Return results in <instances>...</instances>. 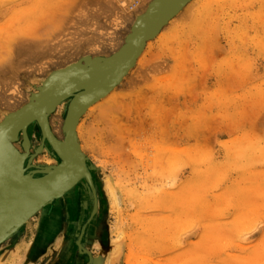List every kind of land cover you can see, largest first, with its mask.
<instances>
[{
  "label": "rangeland",
  "instance_id": "obj_1",
  "mask_svg": "<svg viewBox=\"0 0 264 264\" xmlns=\"http://www.w3.org/2000/svg\"><path fill=\"white\" fill-rule=\"evenodd\" d=\"M140 1L0 0V121L57 64L116 45ZM167 33L144 55L164 66L118 92L122 139L82 117L90 176L0 244V264H264V0H207ZM30 142L32 167L57 165L35 127Z\"/></svg>",
  "mask_w": 264,
  "mask_h": 264
},
{
  "label": "bare ground",
  "instance_id": "obj_2",
  "mask_svg": "<svg viewBox=\"0 0 264 264\" xmlns=\"http://www.w3.org/2000/svg\"><path fill=\"white\" fill-rule=\"evenodd\" d=\"M144 1L141 0L139 6L133 12L124 10V19L128 24L122 30L116 32V37L119 39H116L118 40L116 41V45L112 46L114 48L103 45L102 49L96 52L77 53L73 60H69L62 65L57 64V68L50 70L49 73H44V81L48 79L44 83L43 88L58 74L61 75L66 71L75 70L54 83V94H58L61 92V89H64L61 85L63 83L73 82L72 86L75 87L69 91L70 93L67 97L55 104L51 113L44 114L45 109L41 112L42 104L33 108L35 101H33L31 95L27 101L20 105L16 101L11 105L10 103L7 104V113L0 123L12 116L4 126H2L3 123L0 124V127H3L0 128V144L2 146L4 143L10 149L12 153L10 157L12 159L11 162H8L7 159L0 160V237L27 212L41 203L52 191L63 188L70 183L72 177L77 172V167L81 160H84L85 172L82 169L78 177L79 180L77 179L76 183L69 190L63 191L59 196L57 195V198H54L53 201L68 196L70 191L79 183L86 182V178L90 176V171L87 167L88 160L83 153V148L88 146V133L90 132L88 130L86 132L87 121L85 118L81 120L82 117H85L87 114L86 117L92 118V121H94L92 116L95 113H100L99 121L102 123V129L108 130L110 137H120L122 139L120 131L122 126L118 118L121 115L120 111L123 108L122 102L124 100L120 98L118 92L132 83L142 73L146 71L151 72L164 66L165 60L145 67L144 55L147 52L148 46H151L150 43L152 41H164V37L168 34L167 31L175 26L179 19L185 16L186 13H190L194 7L204 4L207 0ZM148 33V37L143 41L144 35ZM40 94L41 92H36L33 96L38 97ZM50 95L52 96L53 92H50ZM87 98L93 99L81 110L74 125V148L77 152L73 154L68 144V125L65 123V115L74 99L78 102L80 99L86 100ZM60 106H64V117L62 120H59L57 130H53L51 119ZM117 112L119 115L115 114ZM105 114L106 117H104ZM10 120L11 123H9ZM23 122H27L26 133L31 125L38 130L39 141L42 144L41 150L44 149L46 144L50 147L53 156L58 161L57 165L52 167L55 168L65 163L63 168L52 172V167H45L46 169H42L46 171L39 173L37 170H42L41 168L34 170L28 166V168L26 167V163L33 156L30 137L27 136L29 141L27 151H24L21 146L23 127L20 126L17 129L13 136V141H10L11 138L8 137L10 147L6 142L10 127L15 123L22 125ZM41 127L45 132L51 134L56 143L48 142L44 138ZM140 159L145 160V155H141ZM169 162L171 164L172 159ZM67 168L69 169L65 173ZM44 177H49V179L40 180ZM49 204L46 203L41 210ZM43 217L44 215H42L41 221H43ZM17 231L4 241L14 237ZM130 262L131 258L126 254L123 263L130 264Z\"/></svg>",
  "mask_w": 264,
  "mask_h": 264
},
{
  "label": "water",
  "instance_id": "obj_3",
  "mask_svg": "<svg viewBox=\"0 0 264 264\" xmlns=\"http://www.w3.org/2000/svg\"><path fill=\"white\" fill-rule=\"evenodd\" d=\"M151 32V31H150ZM149 32V33H150ZM149 33L148 34H146V35H144V37H143V41L148 37V35H149ZM74 72L75 70L74 69H72V70H70V71H66L65 73H63V74H61V75H57L56 77H54L53 78V80H50L49 82H48V84H46V87L45 88H43V86H44V83L46 82V80L48 79H46L42 84H41V86L39 87V88H37V92L38 93H40L41 92V94L38 96V97H35V96H33L34 94H36V93H33V94H31V97H32V99H33V101H35V105L33 106V108L34 107H36V106H38V105H40V104H42L41 106H42V109H41V112L45 109V112H44V114H48V113H51L52 111H53V109H54V106H55V104L56 103H58L59 101H61L63 98H65V97H67L68 96V94L70 93L69 91L70 90H72V88H74L75 86H72L73 85V82H66V83H63V84H61L63 87H64V89H61V92L60 93H55L54 94V90H53V87H54V83L58 80V79H60V78H63V77H65V76H67V74L68 73H70V72ZM69 81H73V80H69ZM50 92H53V95L51 96L50 95ZM93 98H87L86 100H84V99H80L78 102H77V100L76 99H74L73 101H72V105L70 104V106H69V108H68V111H67V113H66V115H65V123L68 125V138H69V141H68V144L70 145V148H71V151H72V153L73 154H76V149L74 148V138H75V136H74V125H75V123H76V120H77V118H78V115L80 114V112H81V110L92 100ZM32 108V107H31ZM74 109V110H73ZM71 110H73L72 112H71ZM12 116V115H11ZM11 116L6 120V121H4V122H2V123H0V124H2V126H4L7 122H8V120L11 118ZM6 118V117H5ZM5 118H4V120H5ZM12 120V119H11ZM11 120L9 121V123H11ZM1 126V127H2ZM20 126H22L23 127V129H24V131H23V139H22V144H21V146H22V148L24 149V151H27V149H28V147H29V141H28V137H30V132H31V128H32V126L33 125H31L30 127H29V129H28V131H27V133H26V126H27V122H23L22 123V125H19V124H17V123H15V124H13L10 128V131H9V133H8V135H7V139H6V142H7V144H8V146L10 147V144H9V142L10 141H13L14 140V134L16 133V131H17V129L20 127ZM0 127V128H1ZM3 128V127H2ZM42 128V127H41ZM42 131H43V133H44V138H46L47 139V141L48 142H54V143H56L55 142V140L53 139V137L51 136V134H49V132H45L44 130H43V128H42ZM0 135H1V133H0ZM28 136V137H27ZM8 137H10L11 139H10V141L8 140ZM47 145V144H46ZM42 146V144H40V146H39V148H37V150L35 151L36 153L38 152V151H41V147ZM48 146V145H47ZM48 149L49 150H51L50 149V147L48 146ZM14 153H15V151H14ZM16 154V153H15ZM10 155H12V153H11V151H10V149L8 148V147H6L5 146V144L3 143V145L1 146V144H0V160H4V159H7V161L8 162H11V157H10ZM64 164L65 163H63V165H60V166H58V167H52L53 168V170H52V172L53 171H55V170H58V169H60V168H63V166H64ZM84 165V160H81L80 161V163H79V165H78V167H77V172H76V174L72 177V179H71V181H70V183H68L66 186H64L63 188H60V189H58V190H54V191H52V193H50L48 196H46L45 198H44V200L41 202V203H39L37 206H35L34 207V209H32L31 211H29V212H27L22 218H20L16 223H14L1 237H0V244L6 239V238H8L10 235H12L13 233H15L31 216H33L35 213H37L39 210H41V208L44 206V205H46V203H51L53 200H54V198H57L56 196L58 195H60V193H62L63 191H65V190H69L76 182V180L78 179V177H79V175H80V173H81V171H82V169H84V172H85V165ZM30 167V168H32V169H38L39 167H32L31 165H30V161H28L27 162V164H26V167ZM27 167V168H28ZM42 169V168H41ZM44 169H46V168H44ZM50 169V168H49ZM68 169L69 168H67V170L65 171V173L68 171ZM47 170H48V168H47ZM46 170H37V172H39V173H44ZM53 174H55V173H53ZM53 174H51V175H53ZM51 175H49V176H51ZM45 179H49V177H44V178H41L40 180H45ZM88 179V177L86 178V180ZM39 180V181H40ZM79 180V179H78Z\"/></svg>",
  "mask_w": 264,
  "mask_h": 264
},
{
  "label": "flooded vegetation",
  "instance_id": "obj_4",
  "mask_svg": "<svg viewBox=\"0 0 264 264\" xmlns=\"http://www.w3.org/2000/svg\"><path fill=\"white\" fill-rule=\"evenodd\" d=\"M63 202L69 203V205H70V203H71V202H70V198H68V196H67L66 198L63 199ZM68 208H69V207H68ZM79 246H80V245H78L77 247H75V249H76V250H75L76 254L79 253V252L81 251ZM80 253H81V252H80ZM70 255H73V256H72V258H73V261H72V262H73V263H71V264H74V263H75V260H74V259H75V258H74V253L72 252V253H70V254L68 255V257L65 259L64 264H67V263H68L67 260H68V258H69ZM68 264H69V263H68Z\"/></svg>",
  "mask_w": 264,
  "mask_h": 264
}]
</instances>
